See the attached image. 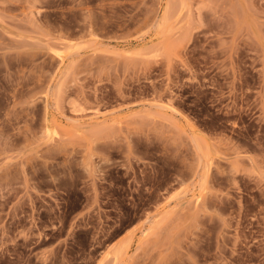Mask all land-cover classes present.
Listing matches in <instances>:
<instances>
[{
    "label": "rangeland",
    "instance_id": "obj_1",
    "mask_svg": "<svg viewBox=\"0 0 264 264\" xmlns=\"http://www.w3.org/2000/svg\"><path fill=\"white\" fill-rule=\"evenodd\" d=\"M0 264H264V0H0Z\"/></svg>",
    "mask_w": 264,
    "mask_h": 264
}]
</instances>
